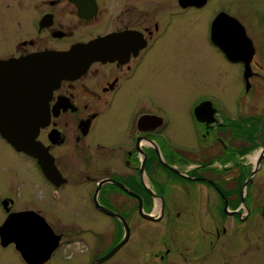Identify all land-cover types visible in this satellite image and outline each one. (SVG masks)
Masks as SVG:
<instances>
[{
  "label": "flooded vegetation",
  "instance_id": "1",
  "mask_svg": "<svg viewBox=\"0 0 264 264\" xmlns=\"http://www.w3.org/2000/svg\"><path fill=\"white\" fill-rule=\"evenodd\" d=\"M243 9L0 0V76L14 62L29 76L22 104L45 121L36 145L53 162L48 175L0 133V264H67L75 245L91 264L127 226L120 249L135 232L140 248L120 264H264V28ZM193 24L206 44L195 59L178 53ZM72 49L74 70L51 83L44 55ZM97 214L116 222L101 254Z\"/></svg>",
  "mask_w": 264,
  "mask_h": 264
},
{
  "label": "water",
  "instance_id": "2",
  "mask_svg": "<svg viewBox=\"0 0 264 264\" xmlns=\"http://www.w3.org/2000/svg\"><path fill=\"white\" fill-rule=\"evenodd\" d=\"M75 54V49H72L64 53L50 52L44 55V63L51 83L68 76L74 70ZM7 69L6 75L0 76V133L17 149L37 157L46 173L51 175L49 167H52L53 162L49 164L36 145L38 142L36 137L45 121L32 115V112L38 110L37 107L31 108L28 104L27 107L22 104L33 99V92L28 90L29 76H22L19 64L16 62L11 63ZM107 212L117 215L108 209ZM128 229L127 226L126 234L118 244L91 264H101L111 258L128 241Z\"/></svg>",
  "mask_w": 264,
  "mask_h": 264
},
{
  "label": "rangeland",
  "instance_id": "3",
  "mask_svg": "<svg viewBox=\"0 0 264 264\" xmlns=\"http://www.w3.org/2000/svg\"><path fill=\"white\" fill-rule=\"evenodd\" d=\"M218 1V0H215ZM225 4L227 7L231 9H235L237 7L244 8L243 10H248V11H253L256 13V18H254V22L258 26V28L263 29L264 28V0H224ZM212 5V2H211ZM201 16V21H203V17L205 16L204 14H200ZM198 18V16L196 17ZM200 19V18H199ZM200 21V20H199ZM190 30L192 31V40L189 43L185 44V41H183L182 47L178 48V53L182 56L186 54V49L193 48V57L194 59L199 56H201V51H202V46H205L206 44H202L200 40V36L202 35V32L204 33V27L203 26H196L195 24L190 25ZM199 29V30H198ZM251 31L254 32V28H251ZM256 36V34H254ZM187 39V38H186ZM264 40V35L262 37ZM208 49L207 47H203V54L207 56ZM210 54H212V50L210 49ZM182 63V62H181ZM180 63V64H181ZM179 67V66H178ZM161 87V92H164V94H161L162 97L168 101L176 100L177 102H181V96L178 95V86H174L171 89L163 82L159 84ZM213 88L211 85H202L200 84L196 88ZM24 175V173H22ZM21 187V197H25L29 195V190L32 189L31 185L29 182L26 184L20 183ZM39 196L41 195L40 191L38 192ZM29 199L35 200V195L29 196ZM38 199V197H37ZM67 201L66 204L63 205L60 210L63 213H67ZM67 222H79L76 221L74 218H66ZM98 221V222H97ZM97 222V227L93 228L95 231L98 233V254L105 253L116 241L115 236H116V230H115V224L116 222L109 216L107 215H101L97 214L96 220ZM120 234L122 235V228H120ZM140 248V243L138 239V233L136 234L133 233L131 236V240L128 244H126L116 255H114L111 259H108L105 261L104 264H120V260L122 256L128 252V253H137ZM84 247L83 245L78 246L75 245L70 249V252H72L73 257H72V262L67 263V264H88V261L86 258V253H84ZM127 264H136V262L133 263L132 259L130 258L127 262Z\"/></svg>",
  "mask_w": 264,
  "mask_h": 264
}]
</instances>
